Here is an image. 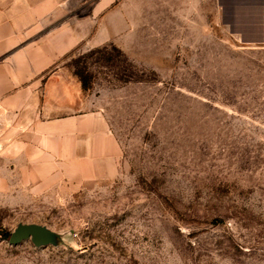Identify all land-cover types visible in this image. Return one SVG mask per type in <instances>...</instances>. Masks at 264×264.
I'll use <instances>...</instances> for the list:
<instances>
[{
    "label": "rangeland",
    "instance_id": "obj_1",
    "mask_svg": "<svg viewBox=\"0 0 264 264\" xmlns=\"http://www.w3.org/2000/svg\"><path fill=\"white\" fill-rule=\"evenodd\" d=\"M18 1L0 0V87L37 45L11 42ZM105 1L65 0L81 37L42 77L80 69L116 169L38 147L29 118L0 103V264H264V61L239 66L217 37L170 47L169 12L160 45L155 0ZM19 222L45 241L10 243Z\"/></svg>",
    "mask_w": 264,
    "mask_h": 264
},
{
    "label": "crops",
    "instance_id": "obj_2",
    "mask_svg": "<svg viewBox=\"0 0 264 264\" xmlns=\"http://www.w3.org/2000/svg\"><path fill=\"white\" fill-rule=\"evenodd\" d=\"M154 9L161 21L156 33L160 45L167 44L162 21L163 13L169 12L170 47L198 43L202 49L217 37L220 43H233L239 66L243 61H264V0H155ZM66 12L65 0H19L10 9L11 42L37 45L27 51L28 68L10 67L5 73L0 103L29 118L23 127L48 141L36 143L38 147L57 148L59 153L64 149L65 156H83L94 171H112L121 148L97 95L82 87L68 65L54 66L42 77L81 37L75 29L79 20L73 14L67 20Z\"/></svg>",
    "mask_w": 264,
    "mask_h": 264
},
{
    "label": "water",
    "instance_id": "obj_3",
    "mask_svg": "<svg viewBox=\"0 0 264 264\" xmlns=\"http://www.w3.org/2000/svg\"><path fill=\"white\" fill-rule=\"evenodd\" d=\"M45 228L34 222H19L9 233L8 241L18 243L22 239L30 237L35 244H41L45 241Z\"/></svg>",
    "mask_w": 264,
    "mask_h": 264
},
{
    "label": "trees",
    "instance_id": "obj_4",
    "mask_svg": "<svg viewBox=\"0 0 264 264\" xmlns=\"http://www.w3.org/2000/svg\"><path fill=\"white\" fill-rule=\"evenodd\" d=\"M73 66H74V68H73V72H74V73L78 76V78L80 79L81 84H82V87H83V88H87V87H89V81L87 80V78H85V77L82 75L80 69L76 68L75 65H73Z\"/></svg>",
    "mask_w": 264,
    "mask_h": 264
}]
</instances>
